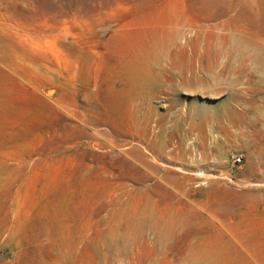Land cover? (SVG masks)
Wrapping results in <instances>:
<instances>
[{
    "label": "rangeland",
    "instance_id": "rangeland-1",
    "mask_svg": "<svg viewBox=\"0 0 264 264\" xmlns=\"http://www.w3.org/2000/svg\"><path fill=\"white\" fill-rule=\"evenodd\" d=\"M263 122L264 0H0V264H264Z\"/></svg>",
    "mask_w": 264,
    "mask_h": 264
},
{
    "label": "built area",
    "instance_id": "built-area-1",
    "mask_svg": "<svg viewBox=\"0 0 264 264\" xmlns=\"http://www.w3.org/2000/svg\"><path fill=\"white\" fill-rule=\"evenodd\" d=\"M240 161H241L240 156L233 157V158H232V165H233V166H234V165H238V164L240 163Z\"/></svg>",
    "mask_w": 264,
    "mask_h": 264
},
{
    "label": "bare ground",
    "instance_id": "bare-ground-1",
    "mask_svg": "<svg viewBox=\"0 0 264 264\" xmlns=\"http://www.w3.org/2000/svg\"><path fill=\"white\" fill-rule=\"evenodd\" d=\"M237 43H238L239 46H244V45L248 44L246 40L241 39V38H239V40H238ZM263 123H264V122H263Z\"/></svg>",
    "mask_w": 264,
    "mask_h": 264
}]
</instances>
